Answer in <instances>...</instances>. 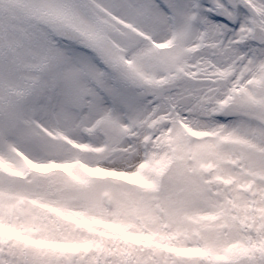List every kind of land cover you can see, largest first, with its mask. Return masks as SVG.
<instances>
[{"label":"snow or ice","instance_id":"1","mask_svg":"<svg viewBox=\"0 0 264 264\" xmlns=\"http://www.w3.org/2000/svg\"><path fill=\"white\" fill-rule=\"evenodd\" d=\"M0 264H264V0H0Z\"/></svg>","mask_w":264,"mask_h":264}]
</instances>
